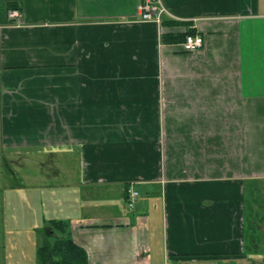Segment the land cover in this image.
<instances>
[{
  "label": "crops",
  "instance_id": "0c3cea01",
  "mask_svg": "<svg viewBox=\"0 0 264 264\" xmlns=\"http://www.w3.org/2000/svg\"><path fill=\"white\" fill-rule=\"evenodd\" d=\"M161 1L0 0V185L33 154L90 264H264V0Z\"/></svg>",
  "mask_w": 264,
  "mask_h": 264
},
{
  "label": "rangeland",
  "instance_id": "374dc122",
  "mask_svg": "<svg viewBox=\"0 0 264 264\" xmlns=\"http://www.w3.org/2000/svg\"><path fill=\"white\" fill-rule=\"evenodd\" d=\"M7 156L8 183L0 185V188L3 186L0 190V264H38L36 251L42 245L43 237L36 234L34 230L49 226L47 221L50 219L43 221V218L51 215L60 220L61 216H66L68 192L62 189L61 183L53 180L54 176L43 180L42 183L46 181L57 186L49 189L45 187L41 190L35 187V183L41 180L32 176V172L36 171L32 162L33 154L26 153L25 159H28L25 161L18 157L17 153H8ZM46 174L49 175V171ZM4 188H7V193L3 192ZM36 194L40 198L37 206L36 201L32 200ZM6 195L8 196L7 204ZM56 200L57 207L50 210L47 207L48 203H54Z\"/></svg>",
  "mask_w": 264,
  "mask_h": 264
},
{
  "label": "trees",
  "instance_id": "16d2710c",
  "mask_svg": "<svg viewBox=\"0 0 264 264\" xmlns=\"http://www.w3.org/2000/svg\"><path fill=\"white\" fill-rule=\"evenodd\" d=\"M47 223L48 227L34 230L43 237L42 245L36 251L39 264H90L86 251L71 236L69 221L52 219Z\"/></svg>",
  "mask_w": 264,
  "mask_h": 264
},
{
  "label": "built area",
  "instance_id": "2783aa9c",
  "mask_svg": "<svg viewBox=\"0 0 264 264\" xmlns=\"http://www.w3.org/2000/svg\"><path fill=\"white\" fill-rule=\"evenodd\" d=\"M141 20L144 22H152L157 25H162L164 16L168 15V10L163 5L161 0H143L140 13ZM11 20H14L15 24H20L19 19L21 17L18 11H11L9 13ZM183 49L187 52H195L204 46V39L197 34H189L186 36L182 43ZM138 192L130 189L128 191L127 205L130 209L134 208Z\"/></svg>",
  "mask_w": 264,
  "mask_h": 264
}]
</instances>
